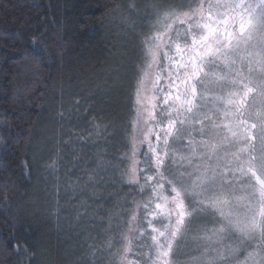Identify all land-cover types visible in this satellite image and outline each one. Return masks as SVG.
<instances>
[{
	"label": "snow or ice",
	"instance_id": "obj_1",
	"mask_svg": "<svg viewBox=\"0 0 264 264\" xmlns=\"http://www.w3.org/2000/svg\"><path fill=\"white\" fill-rule=\"evenodd\" d=\"M121 24L140 37L129 152L105 160L108 125L92 117L86 136L69 130L63 144L95 148L93 158L72 147V168L64 169L58 149L45 165L57 223L67 220L77 236L84 224L105 225L102 243H87L75 264H103L102 254L108 264H264V0H152L142 10L133 3ZM30 43L36 47L21 55L37 66L63 46L57 36L50 51L47 29ZM96 91L104 89L97 85L89 98ZM72 103L78 111L80 101ZM109 172L148 198L133 201L130 213L106 209L101 201L114 195L101 190ZM61 192L70 208L60 205ZM9 200L5 186L0 201L8 207ZM97 239L88 233L84 242ZM15 240L9 234L0 252L31 264L37 251Z\"/></svg>",
	"mask_w": 264,
	"mask_h": 264
},
{
	"label": "trees",
	"instance_id": "obj_2",
	"mask_svg": "<svg viewBox=\"0 0 264 264\" xmlns=\"http://www.w3.org/2000/svg\"><path fill=\"white\" fill-rule=\"evenodd\" d=\"M131 2L142 10L152 0H0V190L7 186L10 196L8 207L0 201V242L14 233L13 242L26 243L37 251L31 264H75L87 251V243H102L99 234L104 224H84L86 231L77 236L69 231L67 220L57 223L50 215L56 196L45 165L58 149L64 156V169L72 168V147L82 149L85 159L93 158L95 148L63 144L70 138L69 130L86 136L92 117L100 122L103 116L102 123L108 125V141L100 145L107 151L105 160L116 162V157L129 152L130 122L134 118L129 92L140 63V37L121 24V18L129 15ZM45 29L50 51H54V38H61V54L45 57L39 66L25 63L21 52L33 50L36 46L31 39ZM142 31L146 29H136V33ZM97 85L104 91H96L89 98ZM73 100L80 101L78 111ZM90 104L94 107L86 112ZM126 165L127 161L121 167ZM120 175H104L109 183L101 190L106 197L114 195L101 203L113 212L130 213L133 201L143 202L150 193H139ZM60 178L63 185V170ZM60 205L71 207L63 192ZM13 217L15 221L10 222ZM121 230L126 231L127 225ZM88 233L98 236L97 241L85 243ZM22 255L0 252V264H20ZM102 255L103 264H108L107 254Z\"/></svg>",
	"mask_w": 264,
	"mask_h": 264
},
{
	"label": "rangeland",
	"instance_id": "obj_3",
	"mask_svg": "<svg viewBox=\"0 0 264 264\" xmlns=\"http://www.w3.org/2000/svg\"><path fill=\"white\" fill-rule=\"evenodd\" d=\"M163 2H167V0H163ZM130 4H133L132 2L130 3ZM129 4V5H130ZM119 35H120V38H123V31H120V33H119ZM124 42V41H123ZM144 243H150V241H144ZM147 249L145 248V251H146ZM185 257H180V259H184Z\"/></svg>",
	"mask_w": 264,
	"mask_h": 264
}]
</instances>
